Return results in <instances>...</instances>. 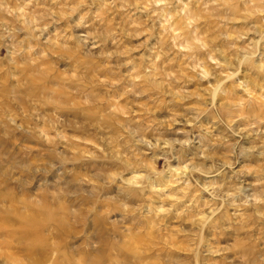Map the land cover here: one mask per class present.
<instances>
[{
  "label": "rangeland",
  "instance_id": "1",
  "mask_svg": "<svg viewBox=\"0 0 264 264\" xmlns=\"http://www.w3.org/2000/svg\"><path fill=\"white\" fill-rule=\"evenodd\" d=\"M0 264H264V0H0Z\"/></svg>",
  "mask_w": 264,
  "mask_h": 264
}]
</instances>
